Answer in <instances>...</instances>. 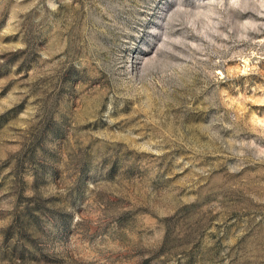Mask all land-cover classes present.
Here are the masks:
<instances>
[{
	"label": "rangeland",
	"instance_id": "374dc122",
	"mask_svg": "<svg viewBox=\"0 0 264 264\" xmlns=\"http://www.w3.org/2000/svg\"><path fill=\"white\" fill-rule=\"evenodd\" d=\"M0 264H264V0H0Z\"/></svg>",
	"mask_w": 264,
	"mask_h": 264
}]
</instances>
